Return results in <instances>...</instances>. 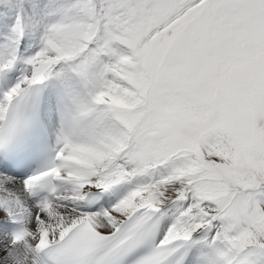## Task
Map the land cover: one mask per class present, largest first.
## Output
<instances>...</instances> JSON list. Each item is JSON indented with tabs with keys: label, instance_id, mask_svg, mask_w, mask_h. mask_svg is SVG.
Returning <instances> with one entry per match:
<instances>
[{
	"label": "snow or ice",
	"instance_id": "6c2138e0",
	"mask_svg": "<svg viewBox=\"0 0 264 264\" xmlns=\"http://www.w3.org/2000/svg\"><path fill=\"white\" fill-rule=\"evenodd\" d=\"M0 264H264V0H0Z\"/></svg>",
	"mask_w": 264,
	"mask_h": 264
}]
</instances>
